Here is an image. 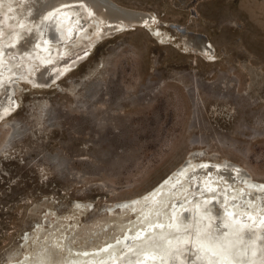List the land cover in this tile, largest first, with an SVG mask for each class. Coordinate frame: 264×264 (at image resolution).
Returning <instances> with one entry per match:
<instances>
[{"label":"rangeland","instance_id":"374dc122","mask_svg":"<svg viewBox=\"0 0 264 264\" xmlns=\"http://www.w3.org/2000/svg\"><path fill=\"white\" fill-rule=\"evenodd\" d=\"M113 1L206 33L216 60L139 27L99 43L55 88L22 84L19 107L0 123V264L30 259L28 248L49 230L46 210L72 214L75 199L95 209L78 214V226L70 220L68 231L95 232L73 245L113 235L114 223L94 224L108 218L105 206L147 192L195 149L264 182V0ZM53 154L62 171L45 157Z\"/></svg>","mask_w":264,"mask_h":264},{"label":"bare ground","instance_id":"6f19581e","mask_svg":"<svg viewBox=\"0 0 264 264\" xmlns=\"http://www.w3.org/2000/svg\"><path fill=\"white\" fill-rule=\"evenodd\" d=\"M139 27L161 44L216 60L206 33L113 0H0V123L19 107L22 84L55 88L99 43ZM9 126L7 143L19 128ZM216 155L195 149L147 192L106 205L108 218L94 224L105 220L100 229L106 230L114 223V234L91 246L72 241L94 237L93 228L75 235L68 230L70 220L78 226L76 216L95 209L94 202L75 199L72 214L48 208L49 230L21 264H264V182L243 164ZM45 157L62 171L58 155Z\"/></svg>","mask_w":264,"mask_h":264}]
</instances>
